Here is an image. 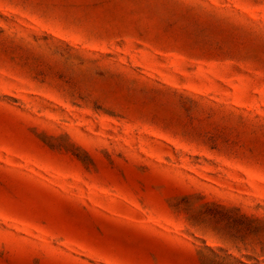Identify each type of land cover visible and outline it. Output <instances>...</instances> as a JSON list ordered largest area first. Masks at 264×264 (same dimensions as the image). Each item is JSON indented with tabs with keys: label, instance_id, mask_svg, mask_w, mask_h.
Returning a JSON list of instances; mask_svg holds the SVG:
<instances>
[{
	"label": "rangeland",
	"instance_id": "1",
	"mask_svg": "<svg viewBox=\"0 0 264 264\" xmlns=\"http://www.w3.org/2000/svg\"><path fill=\"white\" fill-rule=\"evenodd\" d=\"M0 264H264V0H0Z\"/></svg>",
	"mask_w": 264,
	"mask_h": 264
}]
</instances>
